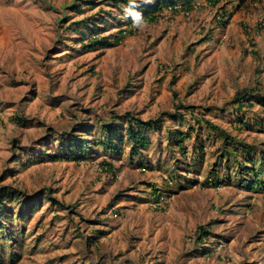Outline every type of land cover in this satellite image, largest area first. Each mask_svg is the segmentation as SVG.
<instances>
[{"label": "rangeland", "instance_id": "1", "mask_svg": "<svg viewBox=\"0 0 264 264\" xmlns=\"http://www.w3.org/2000/svg\"><path fill=\"white\" fill-rule=\"evenodd\" d=\"M85 1L0 0V188L41 192L34 213L11 214L8 237L0 231V264H264V195L224 170L222 139L209 128L264 151V108L233 102L243 92L264 97V0H232L235 9L197 0L189 16L164 9L119 45L83 52L69 23L122 15ZM221 10L231 11L224 26ZM110 21L103 36L124 26ZM124 115L160 120L140 157L128 144L118 153L94 146L79 164L44 156L59 135L92 126L88 139L98 140L100 122ZM190 128L182 156L167 131ZM216 165L215 179L231 182L203 186ZM205 225L211 237L197 241Z\"/></svg>", "mask_w": 264, "mask_h": 264}, {"label": "trees", "instance_id": "2", "mask_svg": "<svg viewBox=\"0 0 264 264\" xmlns=\"http://www.w3.org/2000/svg\"><path fill=\"white\" fill-rule=\"evenodd\" d=\"M195 0H152L151 3H143L138 1L141 5L137 11L143 13L145 21L147 24L155 22L162 10L168 9L173 10V12L185 11L191 12L195 8ZM207 4L211 6H217L221 0H205ZM246 1V0H240ZM253 2H263V0H251ZM86 6L97 7L99 5H104L112 8L114 11L117 10L122 14L121 16L115 15L111 12H101L99 16L91 17L88 19H83L79 21H74L69 23L66 29H70V32H73L74 35L78 36L75 38L80 42V46L83 52L95 51L100 49H108L120 44V42L125 39L127 36H131L137 30L132 26L131 19H126L125 22L122 21L123 11L122 5L128 3L127 0H90L82 2ZM75 9L80 11V5H75ZM230 13L226 15V18L221 20V25H224L228 20ZM114 22L113 24L124 25L119 26L118 30L113 34L103 36V32L110 31L108 22ZM95 20V21H94ZM60 21V20H59ZM98 24L101 27H98ZM112 24V25H113ZM111 25V26H112ZM65 29V30H66ZM112 30V28H111ZM234 105L236 110H241L244 106L249 108L253 107L255 104L264 108V97L257 92H243L242 94L238 93L234 99ZM180 116V115H179ZM171 120H176L174 115H168ZM21 126L25 125L24 119H16ZM207 123V122H206ZM160 120H149L147 122H142L138 118L132 117V115H124L123 117H112L108 122L99 123V133L101 139H88L89 136L92 137V126H85L77 131L71 130L65 135H59L56 137L58 140V146L56 150H53L51 153H44V156H47L48 159L55 162H75L77 164L85 162L92 159V151L94 146L102 148L104 151H109L111 153H118L120 147L123 144H128L130 149V155L140 157L142 150H145L149 144L148 142V131L150 129L159 130ZM241 126L246 127L245 123H242ZM211 131L220 136L222 141L220 142L221 146V156L223 160L225 159V171L232 170L233 175L235 176L236 183L239 187H243L246 190H253L255 192H260L264 195V151L259 150L254 153L253 149L244 144L235 141L232 137L226 135L223 130L218 128L215 125H209ZM170 140L174 139L176 147L181 151V155H185V141L188 140L193 133H197L193 128H190L187 131H177L176 135H172L170 131H167ZM13 147L17 148V141H12ZM204 149L200 148L202 153ZM231 159L232 164L228 165L229 160ZM199 160V159H198ZM193 159L188 170L196 168ZM235 164V165H234ZM102 165L105 166L106 170L111 172L112 166L110 163L102 162ZM139 167L144 166L139 164ZM235 166V168L233 167ZM233 167V168H232ZM219 166L213 167L209 173V178H214L212 180L206 179L203 183V186H213L220 187L225 184H229L230 174L224 178L217 181L215 178H219ZM41 192L35 193L33 196H26L22 194L17 189H12L11 187H1L0 188V231L4 233V237H8L10 229L11 214L14 213L17 219L22 218L23 216H29L34 213L41 204L40 200ZM44 197L50 203H56L55 199L52 198L51 192L46 191ZM155 201L161 200L160 194L154 193ZM12 203H15L17 207L10 206ZM16 211V212H15ZM196 239L197 241H206L211 237V233L208 230V227L198 226L196 230ZM103 236V235H102ZM87 245H96V239L90 237L87 238ZM203 255H208L204 253ZM13 264V262L11 263Z\"/></svg>", "mask_w": 264, "mask_h": 264}, {"label": "clouds", "instance_id": "3", "mask_svg": "<svg viewBox=\"0 0 264 264\" xmlns=\"http://www.w3.org/2000/svg\"><path fill=\"white\" fill-rule=\"evenodd\" d=\"M151 2L152 0H143V3L145 4ZM121 7L123 11V18L124 19L130 18L132 21V26L134 28L143 31L147 27V23L145 21L143 13L137 11V9L141 7V5L137 3V0H128V3L126 5H122Z\"/></svg>", "mask_w": 264, "mask_h": 264}, {"label": "crops", "instance_id": "4", "mask_svg": "<svg viewBox=\"0 0 264 264\" xmlns=\"http://www.w3.org/2000/svg\"><path fill=\"white\" fill-rule=\"evenodd\" d=\"M240 1V0H239ZM195 2V4H196V2H197V0H195L194 1ZM221 2H222V0H221ZM224 2H230V3H232V0H225ZM231 6H232V8H234L235 9V7H236V4H231ZM166 10H168V9H166ZM225 10H227V9H225ZM223 11V10H221L222 12H220L222 15L221 16H217V20L219 21L218 22V24L220 25V26H224L225 24H227L228 23V21L224 24V25H221L220 23H221V20H223L224 19V15H225V12L226 11ZM230 14H231V11H228ZM190 14L192 13V11L191 12H189ZM231 16V15H230ZM229 18V17H228Z\"/></svg>", "mask_w": 264, "mask_h": 264}, {"label": "built area", "instance_id": "5", "mask_svg": "<svg viewBox=\"0 0 264 264\" xmlns=\"http://www.w3.org/2000/svg\"><path fill=\"white\" fill-rule=\"evenodd\" d=\"M185 15H186V16H189V13H188V12H186V13H185Z\"/></svg>", "mask_w": 264, "mask_h": 264}]
</instances>
